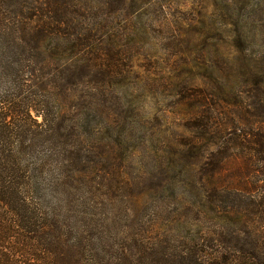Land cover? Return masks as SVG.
<instances>
[{"label": "rangeland", "instance_id": "rangeland-1", "mask_svg": "<svg viewBox=\"0 0 264 264\" xmlns=\"http://www.w3.org/2000/svg\"><path fill=\"white\" fill-rule=\"evenodd\" d=\"M32 10L34 22L62 27L54 43L80 40L83 53L62 108L86 129L78 150L87 157L62 173L75 177L64 216L105 253L156 239L214 249L215 181L201 165L226 134L264 136V0H0V28L29 22ZM19 49L4 60H23ZM237 166L225 160L217 184Z\"/></svg>", "mask_w": 264, "mask_h": 264}, {"label": "trees", "instance_id": "trees-1", "mask_svg": "<svg viewBox=\"0 0 264 264\" xmlns=\"http://www.w3.org/2000/svg\"><path fill=\"white\" fill-rule=\"evenodd\" d=\"M28 16L29 22L0 28V264H264V136L260 129L226 134L201 165L209 167L207 176L215 181L207 190L210 199L218 202L207 205L222 238L214 249L189 240L176 250L156 239L135 241L133 250L124 249L126 253L120 246L115 254L105 253L102 239L94 240L89 232L85 235L77 217L64 216L65 197L73 195L75 177L64 178L62 173L87 157L78 150V137L86 129L79 132L77 116L62 108L75 88L69 87L72 71L83 53L76 49L80 40H71L69 49L52 41L62 27L49 22L50 17L37 23L34 10ZM90 45L84 43L81 48L85 52ZM15 48H20L24 59L19 56L13 63L6 62L4 56ZM11 91L18 96H11ZM259 106L264 110V99L257 98ZM201 127L207 131L211 125ZM225 160L238 166L229 180L218 185ZM223 241L231 244L227 251L229 245Z\"/></svg>", "mask_w": 264, "mask_h": 264}]
</instances>
